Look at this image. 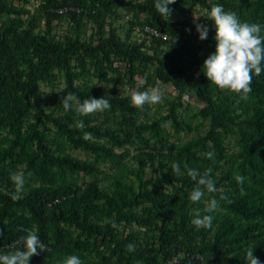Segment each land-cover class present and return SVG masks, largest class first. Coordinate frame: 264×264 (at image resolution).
Listing matches in <instances>:
<instances>
[{"label": "trees", "instance_id": "obj_1", "mask_svg": "<svg viewBox=\"0 0 264 264\" xmlns=\"http://www.w3.org/2000/svg\"><path fill=\"white\" fill-rule=\"evenodd\" d=\"M30 3L0 0V189L14 191L12 172L26 178L22 199L0 191V252L33 229L46 251L30 264L69 255L84 264H247L249 247L264 264V73L254 76L247 100L221 91L202 71L215 51L214 22L202 20L210 30L201 41L190 19L173 20L174 12L209 13L220 4L242 22L264 25V0H176L169 20L155 0H40L34 10ZM122 11L131 17L124 37L114 24ZM63 22L71 27L59 35ZM89 22L96 30L88 36ZM146 25L169 38L149 35ZM94 79L139 90L161 83L178 93L150 115L151 105L135 108L130 95L104 91ZM67 92L81 102L106 95L111 107L103 117L66 112ZM183 132L193 136L181 142ZM185 164L210 169L218 191L193 204L196 182ZM213 197L220 207L210 213L212 227L192 225L193 210L209 214L203 209Z\"/></svg>", "mask_w": 264, "mask_h": 264}, {"label": "clouds", "instance_id": "obj_2", "mask_svg": "<svg viewBox=\"0 0 264 264\" xmlns=\"http://www.w3.org/2000/svg\"><path fill=\"white\" fill-rule=\"evenodd\" d=\"M176 0H155L154 7L163 18L170 19L172 5ZM198 20V18L196 17ZM208 20L214 22L215 27V51L210 53L202 65V71L207 80L217 86L221 91L235 94L241 100H247L252 91L254 76L258 77L264 73V25L259 23L242 22L238 15L233 11H226L223 5L214 4L208 13ZM196 30L201 41L208 38L209 27L206 24L196 23ZM190 31V29L188 30ZM144 82L141 81V85ZM164 92L159 86H154L146 90H133L130 94L131 105L135 108H143L147 105H155L162 102ZM187 99V97H185ZM64 110L74 111L78 116L94 115L110 109L111 104L106 95L101 98L89 97L82 102L72 93L67 92L66 97H61L60 103ZM77 126L83 129V121H79ZM167 125H162L166 127ZM90 133H85L84 138L90 137ZM211 158V153H208ZM174 173H180V165L172 164ZM187 175L195 181V187L188 193V199L193 203H200L205 194H212L218 191L215 181L211 178V170L201 173L196 168H189L187 164ZM236 182L242 185L245 177L237 173L234 176ZM10 180L14 184V191L8 192L7 189H0L5 195H9L13 201L23 198L24 185L26 182L23 172L10 173ZM221 200L226 197L221 194ZM220 202L216 198H211L205 204L204 213L200 209L193 210L191 224L197 228L212 227L213 216L210 213L217 211ZM112 226L117 225L113 222ZM26 235L20 236L16 241L9 245V251L0 252V264H30L33 256L39 255L41 251H46L44 244L37 232L33 229H22ZM135 244L126 245L128 252L135 251ZM247 264H260L258 257L254 256L251 247L246 250ZM57 264H84L77 255H69L59 260Z\"/></svg>", "mask_w": 264, "mask_h": 264}, {"label": "rangeland", "instance_id": "obj_3", "mask_svg": "<svg viewBox=\"0 0 264 264\" xmlns=\"http://www.w3.org/2000/svg\"><path fill=\"white\" fill-rule=\"evenodd\" d=\"M31 3L28 5V7L32 10H34L39 4H40V0H30ZM174 21H184L186 19H190L191 23L196 25V23H201L202 24V20H204L208 13L207 10L201 7H196V8H192L189 10V12L187 14H180L178 12H174L173 13ZM196 17L198 18V20L196 19ZM130 14H126L124 11H122L121 15L118 17V19L115 20L114 24L119 27V33L124 37L125 36V30L128 27V21L130 20ZM71 25L68 22H63L61 24H58L55 28V32H57L59 35H62L64 33H66L69 29H70ZM96 25L92 24L91 22H89L86 25V35H90L92 32H94L96 30ZM133 36L136 40L141 41L145 35L143 34V32L141 30H137L133 33ZM138 80H141L144 82V79L141 76H137ZM93 82L100 88H102L104 91H109L111 89V87H115L116 91L118 93H121L123 95H130L131 92L133 90H137L136 87H132L128 84H123V85H117V86H113V85H108L105 82H99L98 80L94 79ZM158 86L163 90L164 95H163V99L162 102L158 103V104H165L168 100H173L176 96H177V90L173 89L171 85H164L159 83ZM151 88V87H150ZM151 105V107L149 108L148 112L150 115H155V112L157 110V105ZM190 107L192 110H195L196 107V103L191 100L190 101ZM143 111H146L147 109L145 107L142 108ZM163 111H165V109H163ZM192 111L190 110L189 112L183 114L184 117H187L189 114H191ZM98 114L100 117H103V112H99L96 113ZM143 117H144V113H143ZM201 118H197L193 121V124H199L200 123ZM207 124V123H206ZM205 128V127H203ZM202 128V129H203ZM193 136V133L191 134H185L184 132L181 134V139L180 141H187L189 140L191 137ZM174 139V138H173ZM72 152L75 155H79L81 157H85L86 154L81 151V150H72ZM113 173L112 170L109 171L108 175L106 177H103V180L105 183L108 182V178L110 176V174ZM152 175H154L153 172V166H149L147 169V177H151Z\"/></svg>", "mask_w": 264, "mask_h": 264}, {"label": "built area", "instance_id": "obj_4", "mask_svg": "<svg viewBox=\"0 0 264 264\" xmlns=\"http://www.w3.org/2000/svg\"><path fill=\"white\" fill-rule=\"evenodd\" d=\"M143 31L146 32V33H149V35H151V36H154V37H157V38H162L163 40H166V39L169 38V35L167 33H163V32H161V31H159V30H157V29H155V28H153L151 26H148V25L143 27ZM176 262H177V259L175 258L171 262V264L176 263ZM201 264H205V263L202 262Z\"/></svg>", "mask_w": 264, "mask_h": 264}]
</instances>
